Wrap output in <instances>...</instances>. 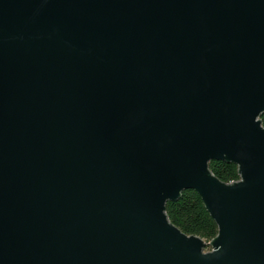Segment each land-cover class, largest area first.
Segmentation results:
<instances>
[{"label":"water","instance_id":"95a60500","mask_svg":"<svg viewBox=\"0 0 264 264\" xmlns=\"http://www.w3.org/2000/svg\"><path fill=\"white\" fill-rule=\"evenodd\" d=\"M262 113L264 0H0V264H264Z\"/></svg>","mask_w":264,"mask_h":264},{"label":"trees","instance_id":"16d2710c","mask_svg":"<svg viewBox=\"0 0 264 264\" xmlns=\"http://www.w3.org/2000/svg\"><path fill=\"white\" fill-rule=\"evenodd\" d=\"M264 128V113L259 117ZM209 171L222 183L230 184L240 180L237 166L224 161L211 162ZM165 214L172 225L187 236H197L206 243L217 236L218 229L206 211L200 197L192 190L183 191L180 197L168 202ZM207 250L209 247L206 246Z\"/></svg>","mask_w":264,"mask_h":264},{"label":"rangeland","instance_id":"374dc122","mask_svg":"<svg viewBox=\"0 0 264 264\" xmlns=\"http://www.w3.org/2000/svg\"><path fill=\"white\" fill-rule=\"evenodd\" d=\"M210 250H211L210 248H209V250H207V249H204V251H205V252H209Z\"/></svg>","mask_w":264,"mask_h":264}]
</instances>
